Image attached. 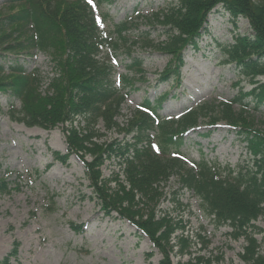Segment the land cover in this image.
Instances as JSON below:
<instances>
[{
  "label": "rangeland",
  "instance_id": "obj_1",
  "mask_svg": "<svg viewBox=\"0 0 264 264\" xmlns=\"http://www.w3.org/2000/svg\"><path fill=\"white\" fill-rule=\"evenodd\" d=\"M38 1L57 44L64 30L62 14L75 10L76 4L91 12L99 23L94 65L106 71L105 85L115 88L116 94L103 103L100 116L90 124L74 117L43 126L22 117V100H10L9 94L0 91V177L9 188L0 196V258L14 249V264H158L164 249L171 264H249L244 256L246 240L231 234L227 226H217L202 201L188 188L180 189L182 172L201 159L223 174L227 168L238 171L250 167L248 146L221 116L229 114L263 129L264 106L255 111L232 101L240 91L246 93L252 88L251 80L223 62L226 58L218 48L235 35L251 33L248 21L212 13L197 48L182 51L181 81L188 98L181 87L177 88L178 99L164 102L160 114L170 118L167 122L175 131L182 121L196 124L185 134L182 154L163 157L168 174L159 184L163 195L158 200L143 198L136 207L139 216L134 217L144 221L154 209L156 216L170 221L173 232L157 247L131 221L101 208L85 163L103 153L104 143L121 141L134 122L141 123L135 126L137 131L142 129L145 119L141 117L146 113L140 103L168 89L165 85L155 91L152 86L173 61L168 47L179 32L168 30L166 17L168 7L171 3L176 6L177 0H108L101 4L90 0ZM24 6L23 2L0 0V15H10ZM19 27L12 25L9 31L18 33ZM32 35L30 31L28 37ZM50 52L48 47L18 54L19 62L24 61L27 70L38 76L34 87L41 106L48 110L47 117L65 106V94L55 92L62 72ZM58 54L63 57L62 50ZM3 75L0 81L15 78V74ZM248 100L244 97V101ZM189 108L192 109L184 111ZM71 129L86 135L91 130L79 151L67 147ZM156 143L152 139V149ZM108 156L103 155L105 158L97 166V186L111 191L117 186L114 180L127 182L114 156ZM248 228L256 246L255 254L250 253L258 257L256 261L264 257V217L257 216L253 227ZM160 232L155 234L157 238Z\"/></svg>",
  "mask_w": 264,
  "mask_h": 264
},
{
  "label": "trees",
  "instance_id": "obj_2",
  "mask_svg": "<svg viewBox=\"0 0 264 264\" xmlns=\"http://www.w3.org/2000/svg\"><path fill=\"white\" fill-rule=\"evenodd\" d=\"M7 1L23 2L25 6L10 15H0V75L15 74L12 81H0V91L9 94L10 100H22L21 114L29 122L48 126L57 121L80 117L90 124L100 116L103 103L111 100L116 94L115 88L105 85L106 71L97 69L94 65L93 57L99 39L96 19L88 9L76 4L75 10L60 16L64 21V30L61 41L57 44L53 38L55 32L52 25L48 21L45 22L40 11L42 4L38 0ZM94 1L101 4L108 0ZM170 6L166 26L169 31L175 29L179 32L168 47L169 53L173 54V61L159 74L152 86L155 91L159 86L165 85H168V89L160 94L155 92L152 99L145 98L140 103L144 110L142 112L146 113L141 117L145 119L144 127L137 131L135 126L141 123L134 122L132 128L127 130L129 132L135 129L138 140L122 142L115 139L104 143L103 153L95 155L91 163H85L86 170H90V182L101 199V208L106 213L114 211L121 218L131 221L157 247L161 245L160 240L168 239L173 232L170 221L164 216H156L154 209L149 211L144 221L141 217L137 220L134 218L139 216L136 207L143 198H161L163 192L159 189V184L168 176L163 157L172 153L181 154L180 148L185 142V133L196 124L192 121H182L178 125L179 129L175 131L172 126L169 127L167 119L160 111L164 102L178 99L175 90L182 86V51L188 47L197 48L202 35L207 31V22L212 13L220 12L227 14L232 20L241 17L248 21L251 33L235 35L231 42L221 43L218 48L226 58L223 62L230 63L238 75L248 78L253 85L246 93L240 91L239 97L233 98L232 101L242 108L249 107L255 111L264 106V80L255 79L257 76H264V0H177L176 6ZM15 24L20 25L19 29H16L20 31L14 34L9 28ZM30 31L33 35L28 37ZM48 47L51 48L49 54L55 58L56 65L62 72V77L58 78L55 85V92L65 94V106L64 109L51 112L47 117V109L41 106L42 101L34 87L39 81L38 76H34V71L27 70L24 61L19 62L18 54L30 53L35 49L44 51ZM59 50H62L63 57L58 54ZM182 92L188 98L185 87ZM35 96L39 102H35ZM244 97L249 100L244 101ZM120 102L119 100L116 110L119 109ZM221 118L226 119L228 125L237 130L239 136L246 141L250 167L246 166L238 171L227 169V173L222 175L221 171L201 160L194 168L182 172L181 185L191 189L202 200V206L214 216L217 226L228 225L232 229L231 234L246 240L244 256L249 264H264V257L256 261L254 259L258 257H251L250 251L255 254L256 246L248 231V227H253L257 216L264 217V124L263 129H257L253 124L235 120L229 114H224ZM149 128L157 130L159 153L153 151L150 146L145 149L136 147L145 137L144 131ZM88 132L91 130L87 131L90 137L91 133ZM87 135L71 129L67 137V147L71 151H79L80 147H84ZM105 154L109 155L108 157L114 156L120 166L123 164L122 171L127 182L114 180L117 181V186L111 191L97 186V166L105 158ZM8 192V182L0 177V196ZM109 192L111 195H108ZM159 230L161 232L157 238L155 234ZM162 253L164 257L158 264H171L164 249ZM12 258L16 259L14 249L0 258V264H13Z\"/></svg>",
  "mask_w": 264,
  "mask_h": 264
}]
</instances>
